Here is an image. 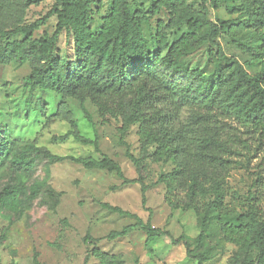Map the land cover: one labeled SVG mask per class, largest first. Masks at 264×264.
Returning <instances> with one entry per match:
<instances>
[{
    "label": "trees",
    "instance_id": "1",
    "mask_svg": "<svg viewBox=\"0 0 264 264\" xmlns=\"http://www.w3.org/2000/svg\"><path fill=\"white\" fill-rule=\"evenodd\" d=\"M146 1L150 3L147 10L138 6L137 0H112L109 15L99 31L93 32L92 0H55L49 12L30 24L24 23L23 16L32 2L0 0V18L16 17L13 23L0 27V66L29 65L30 74L24 84L29 90L26 107L32 91L54 93L60 102L55 113L45 118L43 129L55 122L66 123L69 131L53 136L52 141L65 143L71 138L92 146L100 157L95 160L54 156L37 147L38 136L21 146L0 128V167L9 163L16 174L14 183L0 193V211L22 215L21 197L25 196L26 203L31 204L42 193L46 187L42 182L27 187L32 178L31 157L40 155L48 165L69 161L85 170L115 174L122 186L139 185L141 206L149 213L146 221L119 207L98 203L109 213L135 221L120 231L110 232L105 237L108 241L124 239L141 230L146 241L168 237L172 245L184 246L190 261L205 264L211 259L205 248L209 228L214 224L226 244L246 255L243 264H254L248 256L252 251L257 253V264H264V196L249 192L239 206L229 200L227 183L232 157L246 144L233 122L249 133L264 134V68L251 75L236 59L226 57L219 46L215 53H209L215 66L214 79L204 88L179 87L165 81L154 68L160 59L165 70L177 71L184 58L208 44L216 46L220 35H226L253 61L264 64V0H218L214 4L232 2L228 14L236 16L233 21L218 22L209 19L208 0H196V8L188 5V0ZM162 14L166 20L161 19ZM52 18L53 31L36 38L35 33ZM155 19L153 32L146 35L144 27L149 28ZM63 32L72 40L74 60L65 61L59 56L57 45ZM249 36L259 41L255 51L237 40ZM186 72L195 73L189 69ZM68 100L79 104L92 127L93 139L80 133ZM86 102L96 109L102 122L111 120L119 125V143L137 172L140 161L125 141L130 128L137 129L142 149L153 148L147 157L150 163L174 165L170 172L159 176L157 184L165 187L164 200L172 212H194L199 229L196 238L181 235L173 239L167 231L152 227L151 210L145 207L147 187L140 177L127 180L120 166L100 152ZM184 114L187 117L183 119ZM83 243L88 248L85 262L94 258L97 264H122L117 256L95 247L97 240L89 235Z\"/></svg>",
    "mask_w": 264,
    "mask_h": 264
},
{
    "label": "rangeland",
    "instance_id": "2",
    "mask_svg": "<svg viewBox=\"0 0 264 264\" xmlns=\"http://www.w3.org/2000/svg\"><path fill=\"white\" fill-rule=\"evenodd\" d=\"M20 3L32 2L26 9L23 21L26 24L43 17L49 12L55 0H19ZM112 0H92L90 25L93 32H98L104 18L111 9ZM218 0H208L209 19L213 22L233 21L236 16L228 14L232 2L215 3ZM137 5L145 10L150 7L146 0H137ZM188 5L197 7L196 0H188ZM165 14L161 19L166 20ZM14 18H0V27ZM155 20L150 27H144V32H153ZM55 24L52 18L46 26L35 33L38 38L42 33H51ZM172 37V36H171ZM239 43L255 51L259 41L249 37L237 39ZM1 43V40H0ZM216 46L208 44L198 52L183 59V66L177 71H167L159 59L155 65L156 73L165 81L179 87L191 86L204 88L212 82L215 66L209 58V53H215L219 46L228 58L236 59L251 74L260 73L264 64L253 61L245 52L237 49L226 35H220L215 40ZM58 51L61 59L74 60L73 45L70 37L63 32L58 39ZM163 56H160V58ZM139 68V67H138ZM186 69L195 71L194 74ZM30 74V68L25 64L0 66V128L13 140L23 143L32 142L38 136L37 147L45 148L58 157L93 158L100 160L92 146L81 145L69 138L65 143H54L53 136H63L69 131L66 123L55 122L43 129L45 118L52 116L59 97L54 93L34 90L28 99L29 90L24 84ZM73 118L78 129L85 138L93 139V131L85 120L80 106L76 101L68 100ZM95 125L99 150L109 159L116 162L127 180L140 177L147 187L145 193L146 208L151 210L152 227L167 231L173 239L181 235L196 238L199 234L198 221L193 211L172 212L164 200L165 187L157 184L160 175L170 172L174 165L152 164L148 155L153 148L144 150L140 147L137 129L130 128L125 141L131 154L140 161L141 169L136 168L127 160L125 147L119 143L118 124L109 120L102 122L96 109L89 103L85 104ZM184 114L182 118H186ZM239 137L246 142L240 147L237 156L232 157L233 165L227 180L229 200L242 206L247 194L264 196V134L262 136L247 132L236 122ZM240 126V127H239ZM249 130V129H248ZM250 131V130H249ZM251 132V131H250ZM32 178L27 187L35 182H42L45 188L35 201L26 203V197H21L24 206L22 215L0 211V260L1 264H97L94 258L85 262L88 248L83 243L86 235L97 240L95 247L108 255H115L122 264H195L185 254L183 245H172L168 237L154 238L146 241L145 234L136 230L124 239L108 241L105 237L114 231H120L135 221L132 218L118 216L102 209L98 203L119 207L143 221L149 213L141 206L139 185H125L115 176L100 170H85L81 166L64 161L48 165L40 155H32ZM16 179L14 169L9 163L0 167V193L2 189L13 184ZM208 254L211 256L205 264H243L246 255L238 252L233 245L226 244L216 225L209 228L207 239ZM250 261L257 264V253H249Z\"/></svg>",
    "mask_w": 264,
    "mask_h": 264
}]
</instances>
